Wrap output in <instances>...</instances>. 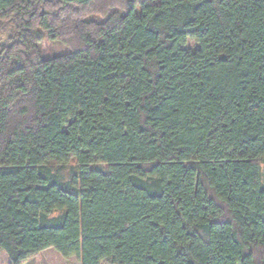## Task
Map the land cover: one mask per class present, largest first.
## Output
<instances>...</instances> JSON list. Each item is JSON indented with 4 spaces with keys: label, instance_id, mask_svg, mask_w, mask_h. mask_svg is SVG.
<instances>
[{
    "label": "trees",
    "instance_id": "16d2710c",
    "mask_svg": "<svg viewBox=\"0 0 264 264\" xmlns=\"http://www.w3.org/2000/svg\"><path fill=\"white\" fill-rule=\"evenodd\" d=\"M48 249L264 264V0H0V250Z\"/></svg>",
    "mask_w": 264,
    "mask_h": 264
},
{
    "label": "rangeland",
    "instance_id": "374dc122",
    "mask_svg": "<svg viewBox=\"0 0 264 264\" xmlns=\"http://www.w3.org/2000/svg\"><path fill=\"white\" fill-rule=\"evenodd\" d=\"M197 48L198 44L191 40H189L184 46V49L191 51H195ZM43 50L47 56L55 54L60 55L68 52V48L65 45L48 40L44 43ZM77 172L78 164L74 160L63 169V175L66 179L71 178V176ZM0 264H10L9 257L3 250H0ZM25 264H80V262L75 257L64 258L55 249H48L31 258Z\"/></svg>",
    "mask_w": 264,
    "mask_h": 264
}]
</instances>
